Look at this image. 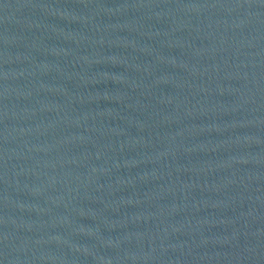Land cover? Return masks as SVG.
Listing matches in <instances>:
<instances>
[{
    "label": "water",
    "instance_id": "1",
    "mask_svg": "<svg viewBox=\"0 0 264 264\" xmlns=\"http://www.w3.org/2000/svg\"><path fill=\"white\" fill-rule=\"evenodd\" d=\"M0 264H264V0H0Z\"/></svg>",
    "mask_w": 264,
    "mask_h": 264
}]
</instances>
